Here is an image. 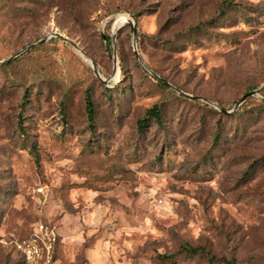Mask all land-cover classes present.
I'll use <instances>...</instances> for the list:
<instances>
[{
  "label": "rangeland",
  "instance_id": "rangeland-1",
  "mask_svg": "<svg viewBox=\"0 0 264 264\" xmlns=\"http://www.w3.org/2000/svg\"><path fill=\"white\" fill-rule=\"evenodd\" d=\"M8 59L0 264L40 221L62 264H264V0H0Z\"/></svg>",
  "mask_w": 264,
  "mask_h": 264
},
{
  "label": "built area",
  "instance_id": "built-area-1",
  "mask_svg": "<svg viewBox=\"0 0 264 264\" xmlns=\"http://www.w3.org/2000/svg\"><path fill=\"white\" fill-rule=\"evenodd\" d=\"M59 242L58 227L40 221L28 236L15 239L13 247L25 264H62L56 255Z\"/></svg>",
  "mask_w": 264,
  "mask_h": 264
},
{
  "label": "trees",
  "instance_id": "trees-1",
  "mask_svg": "<svg viewBox=\"0 0 264 264\" xmlns=\"http://www.w3.org/2000/svg\"><path fill=\"white\" fill-rule=\"evenodd\" d=\"M231 2H226L224 7H227ZM222 14L225 13L224 9L222 10L221 12ZM21 58V57H20ZM20 58H17L16 60L14 61H10L8 62L7 64H5L4 66H11L13 63H15L16 61H18ZM157 84L159 85L160 88L162 89H169V87L167 86L166 83L162 82V81H158ZM251 91V90H250ZM248 92V91H247ZM246 92V93H247ZM86 107H87V115H88V118L90 120H94L95 118V115H96V111H95V103L93 101V98H92V94H91V90L88 89L87 92H86ZM148 115L147 117H144L143 119H141L139 121V127L140 129H144L145 126H147V124L150 122V119L151 118H155L156 121H161V118H162V111H161V107L159 105H154L152 108H150L148 110ZM59 245V244H58ZM181 252L182 253H185L187 255H196L198 254L200 251H204L203 248L201 247H192L191 245L189 244H183L181 246ZM57 257H58V248H57V253H56ZM162 258H169L170 260L169 261H172V262H175V259H174V256H166V255H161ZM59 258V257H58ZM23 259V258H22ZM24 261V260H23ZM25 263V262H24Z\"/></svg>",
  "mask_w": 264,
  "mask_h": 264
},
{
  "label": "water",
  "instance_id": "water-1",
  "mask_svg": "<svg viewBox=\"0 0 264 264\" xmlns=\"http://www.w3.org/2000/svg\"><path fill=\"white\" fill-rule=\"evenodd\" d=\"M131 24L133 25L132 31H133V33H134V41H136V36H137V34H136V27H135V23H134V21H132ZM52 36H58V37H61V38L65 39V40H69L67 37L63 36L62 34H60V33H58V32H54L52 35H49V36H47V37H45V38L40 39V40L38 41V43H42V42L46 41L47 39H49V38L52 37ZM71 42H72V41H71ZM72 43H73V45H74L79 51H81V49L78 47V45H77L76 43H74V42H72ZM36 45H37V44H31V45H29L28 47H25L23 50L19 51V52H18L16 55H14L12 58H15V57L19 56V55L22 54L24 51H27V50L33 48V47L36 46ZM82 53H83V52H82ZM83 54H84V53H83ZM137 57H138V59H140V61L143 62V60H142V58H141V56H140L139 54H137ZM9 60H10V59H8V60H4V61H0V63H5V62H7V61H9ZM92 65H93L94 72H95V74L97 75V77L101 78V77H100V73H99V71H98V68H97L96 64H95L94 62H92ZM154 75H156L157 78L160 79V81L166 83L167 85L172 86V84H171L170 82H168L166 79L161 78V77L158 76L156 73H154ZM255 93H256V90H251V91H248L247 93H245V94L241 97V99L236 103V105H235V109L239 108V107H240V106H241V105H242V104H243V103H244V102H245L250 96L254 95ZM235 109H234V110H235ZM221 110H222L223 112H225V113H232V112H234V110H232V111H228V110H226V109H224V108H221Z\"/></svg>",
  "mask_w": 264,
  "mask_h": 264
},
{
  "label": "bare ground",
  "instance_id": "bare-ground-1",
  "mask_svg": "<svg viewBox=\"0 0 264 264\" xmlns=\"http://www.w3.org/2000/svg\"><path fill=\"white\" fill-rule=\"evenodd\" d=\"M122 20H126V21H124V23H123V24H125V23L128 22L129 19H128L127 16H124V15H123V16H120V17L118 18V21L121 22ZM123 24H119V23H117V24H116V27H120V26L123 25Z\"/></svg>",
  "mask_w": 264,
  "mask_h": 264
}]
</instances>
